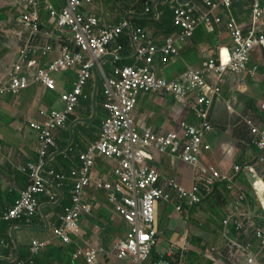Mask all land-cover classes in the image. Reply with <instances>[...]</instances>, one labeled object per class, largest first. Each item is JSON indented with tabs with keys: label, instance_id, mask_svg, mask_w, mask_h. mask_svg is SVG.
Instances as JSON below:
<instances>
[{
	"label": "built area",
	"instance_id": "2783aa9c",
	"mask_svg": "<svg viewBox=\"0 0 264 264\" xmlns=\"http://www.w3.org/2000/svg\"><path fill=\"white\" fill-rule=\"evenodd\" d=\"M97 1L102 0H64L63 4L51 0H6L13 10L15 28L6 32L0 42V97L17 96L35 86L57 91V73L75 70L77 78L72 89L60 93L63 107L45 106L39 112L42 119L30 122L38 133V159L19 167L28 176V186L1 213L0 220L31 222L39 215L42 196L56 202L64 187H72L71 204L64 208L61 223L53 228L55 237L71 244L82 218L93 212L86 195L95 188L107 193L115 212L129 229L111 251L87 240L76 250L74 258L100 264L103 256L114 254L119 260L134 264H188L191 246L187 242L180 247L173 245L158 257L153 254L161 243L160 204L173 203L179 213L189 216L193 208L215 194L220 183L235 190L239 175L257 174L253 163L237 164L233 172L223 173L202 161L212 148L207 140L215 129L210 112L222 95L227 75L246 72L255 76L262 64L264 0H197L205 4L206 11L197 3H175L176 31L160 43L144 25L134 22V12L117 22L106 23L94 10ZM142 2L143 14L155 15L157 0ZM238 3H250L249 26L232 14ZM220 9L224 10L223 15L215 12ZM221 24L226 25L233 39L227 58L206 59L197 67H188L174 80L160 74V66H167L180 56L183 46L201 27L214 33ZM124 35L133 47V64L120 63L125 48L120 40ZM53 39L59 44L58 56L41 66L37 57H47L54 50L50 45ZM95 70L102 75L107 110L100 136L80 152L79 165L72 166L69 172L48 169L47 159L57 145L56 131L66 129L71 115L83 100L89 99L86 88L94 80ZM212 75L215 80H210ZM142 93L173 94L178 101L187 103L194 122L184 121L179 128L161 133L152 127L139 129L135 110ZM261 107L264 109V99ZM247 123L251 144L259 153L256 163L264 164V127L253 125L250 120ZM156 151L191 164L196 170L193 184L187 187L176 179L162 178L150 163ZM99 157L115 161L111 178L95 175ZM261 183L259 176L252 183L256 198ZM248 196L247 190L239 188L236 212L226 215L222 223L226 236L232 226L240 235L249 236L242 245L232 239V248L238 246V250L244 251L247 264H257L258 256L264 252V202L259 201L263 212L257 215L249 208L245 210ZM49 243L33 240L29 258L16 259L13 264H35V258Z\"/></svg>",
	"mask_w": 264,
	"mask_h": 264
},
{
	"label": "crops",
	"instance_id": "0c3cea01",
	"mask_svg": "<svg viewBox=\"0 0 264 264\" xmlns=\"http://www.w3.org/2000/svg\"><path fill=\"white\" fill-rule=\"evenodd\" d=\"M63 4L64 0H51ZM216 1V0H215ZM197 3V0H157L156 13L153 16L144 15L142 0H102L97 1L94 10L100 14L106 23L119 21L120 18L134 12V22L144 25L150 34L161 42L176 28L173 24V13L169 11L175 3ZM202 11L208 10L204 3H197ZM215 12L225 13L223 9ZM232 14L240 23L250 25V3H238L232 9ZM217 30L211 33L201 27L195 36L181 49V54L167 66H160V74L169 80L177 79L188 67L199 66L209 58L227 57L233 39L225 24L217 25ZM172 33H168L169 31ZM120 42L125 48L121 54L122 65L133 64L134 51L130 38L124 35ZM50 45L54 50L37 60L41 66L58 56V41L53 39ZM96 71V70H95ZM95 75V73H94ZM102 93L96 88V75L86 88L89 99L83 100L71 115L66 129L56 131L57 145L52 149L47 159V168L69 172L72 166L79 165V154L98 140L103 120L107 116L104 107L105 95L102 75ZM57 91H49L44 87L35 86L23 91L17 96L0 97V215L11 207L20 191L28 186V178L19 167L38 159V133L30 126L31 121L41 120V108L63 107L60 93L72 89L77 78L75 70L57 73ZM212 75L210 80H215ZM100 86V84H99ZM96 98H95V97ZM104 97V99H103ZM264 99V49L262 64L255 76L246 72H230L227 75L220 99L216 100L210 119L214 131L207 140L211 150L203 156L204 165L213 164L223 173H231L237 164H255L257 174L242 173L237 178L238 188L229 190L225 183H220L215 194L203 204L191 210L189 216L179 213L173 203L172 208L160 204V236L161 243L171 247H180L184 242L191 246L188 264H247L244 251L238 246L232 248L231 240L244 244L248 235H240L234 226L225 235L226 228L222 220L226 215L235 213L239 188L248 191V202L245 210L257 215L262 214L260 202H264V164H257V149L251 144L252 134L247 121L253 125L264 127V109L261 103ZM135 118L139 129L152 127L156 132H168L180 127L184 121L194 122L187 103L180 102L173 94L142 93L135 110ZM75 145L76 151L71 149ZM155 166L164 179H176L185 186L194 182L196 170L191 164L178 157L159 152L154 153ZM115 161L99 157L94 173L97 177L111 178ZM259 176L263 182L256 196L253 194L252 183ZM51 182L52 180L48 178ZM72 187H64L60 197L52 202L48 196L41 197L39 215L31 222L0 220V260L15 262L19 255L30 256L33 240L50 241L36 258L35 264H87L84 258H74L76 250L87 240L112 250L115 242L121 237V229L128 231L125 221L119 216L108 200L103 190L91 188L86 199L93 206V212L85 215L80 221L78 233L73 235L71 244H64L55 237L54 226L59 225L64 208L71 204ZM254 195V197H253ZM260 201V202H259ZM67 205H64V204ZM243 209V208H242ZM171 210V211H169ZM124 233V235H125ZM250 239V238H249ZM253 241V239L251 240ZM254 242V241H253ZM166 249V250H167ZM167 251V252H168ZM157 250L158 254L167 253ZM107 264H134L119 260L114 254L105 255ZM104 259V258H103ZM102 259V262H103ZM72 260V261H71ZM257 264H264V252L257 258Z\"/></svg>",
	"mask_w": 264,
	"mask_h": 264
},
{
	"label": "rangeland",
	"instance_id": "374dc122",
	"mask_svg": "<svg viewBox=\"0 0 264 264\" xmlns=\"http://www.w3.org/2000/svg\"><path fill=\"white\" fill-rule=\"evenodd\" d=\"M115 1H120V0H115ZM16 17V15L14 16ZM14 21H13V10L8 6V4L6 3V0H0V42H3V38H4V35L6 34V32H9V31H13L14 29ZM164 204H167L169 207H173L171 203H166V202H163ZM161 203V204H163ZM171 211V210H169ZM122 232H120V236H124V233H125V229H121ZM167 249V245L166 243L165 244H160L157 248H156V251H161V252H164V251H168ZM106 256H103V262H101L100 264H107L106 263V259L105 258Z\"/></svg>",
	"mask_w": 264,
	"mask_h": 264
},
{
	"label": "trees",
	"instance_id": "16d2710c",
	"mask_svg": "<svg viewBox=\"0 0 264 264\" xmlns=\"http://www.w3.org/2000/svg\"><path fill=\"white\" fill-rule=\"evenodd\" d=\"M173 6H174V4H173ZM173 6H172V8H171L169 11H172V13L174 14ZM173 16H174V15H173ZM173 31H174V30H173ZM173 31L170 30L168 33L170 34V33H172ZM174 32H175V31H174ZM99 91H101V93H102V81H100ZM103 99H104V97H103ZM75 151H76V149H75V145H73L71 152L74 153ZM26 176H27V175H26ZM27 178H28V176H27ZM17 198H18V197H16V199H17ZM64 205H67V204L65 203ZM153 254L155 255V257H158V256H159V254L157 253L156 249L153 251ZM19 258H20V259H26L27 256L25 257V256H23V255H19ZM71 261H72V260H71ZM0 264H13V263L10 262V261H6V260H0ZM69 264H72V262H70Z\"/></svg>",
	"mask_w": 264,
	"mask_h": 264
},
{
	"label": "water",
	"instance_id": "95a60500",
	"mask_svg": "<svg viewBox=\"0 0 264 264\" xmlns=\"http://www.w3.org/2000/svg\"><path fill=\"white\" fill-rule=\"evenodd\" d=\"M95 75H96V88H95V95H96V93H97V91L99 89V84H100V78H99V75H98V71L97 70L95 71ZM263 182H264V178H263Z\"/></svg>",
	"mask_w": 264,
	"mask_h": 264
},
{
	"label": "bare ground",
	"instance_id": "6f19581e",
	"mask_svg": "<svg viewBox=\"0 0 264 264\" xmlns=\"http://www.w3.org/2000/svg\"><path fill=\"white\" fill-rule=\"evenodd\" d=\"M227 57H228V56H227ZM227 57H226V58H227Z\"/></svg>",
	"mask_w": 264,
	"mask_h": 264
}]
</instances>
